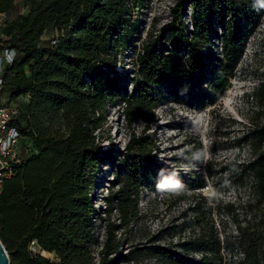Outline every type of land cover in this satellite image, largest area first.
<instances>
[{"label": "trees", "instance_id": "trees-1", "mask_svg": "<svg viewBox=\"0 0 264 264\" xmlns=\"http://www.w3.org/2000/svg\"><path fill=\"white\" fill-rule=\"evenodd\" d=\"M153 0H0V54L14 50L17 56L5 65L2 97L17 103L20 114L15 125L23 137L24 156L16 173L0 193V239L10 264H119L129 260L120 251L121 241L109 224L99 260L93 247L97 209L95 190L102 165L112 157L100 143V132L110 106L124 104L129 126L139 124L133 134L117 177L121 187L106 198L110 211L116 205L123 227L137 216L141 191L152 188L156 168L152 152L158 149L154 132L158 90L196 78L207 84L206 97L216 99L230 87L235 67L247 40L245 28H253L264 12V0H177L165 33L142 41L138 13ZM190 8V24L186 16ZM26 10V11H25ZM16 11L17 17H7ZM59 32L48 42L43 37ZM54 39L57 41L53 44ZM211 39L222 42L221 53H207ZM135 41V69L125 78L116 67ZM264 104V82L254 90ZM23 99V103H19ZM242 141L258 150L241 170L238 182L248 175L263 214L255 228L240 232L244 253L240 264L264 261V124L254 122ZM190 179V178H189ZM192 182L190 179L187 184ZM204 183L189 189L204 188ZM200 198V197H199ZM193 198L191 210L198 213L202 200ZM108 212V211H107ZM106 213V212H105ZM36 242L40 253L32 252ZM157 254L175 261L171 248ZM44 251V252H43ZM133 253V252H132ZM55 255V260L46 258ZM44 256V257H43ZM184 264H208L185 260Z\"/></svg>", "mask_w": 264, "mask_h": 264}, {"label": "rangeland", "instance_id": "rangeland-1", "mask_svg": "<svg viewBox=\"0 0 264 264\" xmlns=\"http://www.w3.org/2000/svg\"><path fill=\"white\" fill-rule=\"evenodd\" d=\"M176 2L153 0L139 10L142 41L167 35L164 26L171 20L170 9ZM190 12L188 8L185 18L189 29ZM17 15L14 11L7 20L12 21ZM253 26L250 33L245 28L246 43L235 75L229 80L230 87L222 96L206 97V81L196 78L177 86L164 85L156 93L161 100L154 111L156 123L146 132L155 133L158 145L151 154L156 163L149 179L153 187L141 191L137 216L126 227L122 226L118 207L115 205L111 211L107 208L106 198L121 187L117 168L132 135L140 134L142 128L139 124L128 125L124 104L108 108L99 135L102 149L109 150L112 157L102 165L95 190V233L99 240V245L93 247L95 262L99 260L109 224L118 226L114 234L121 241L122 254H131L129 260H120L119 264H184L185 260L200 261L203 257L208 258V264L243 262L240 232L246 228L257 231L263 214L256 204L250 175L233 185L241 177L236 165L247 164L258 150L252 141H242L244 134L253 122L264 124V104L254 92L264 82V12ZM54 36L56 32H50L43 41ZM140 44L141 41H135L116 67L130 94L134 90L128 80L135 69L133 53ZM221 46L220 40L211 39L207 53L219 54ZM23 102L20 99L19 103ZM189 178L192 182L187 184ZM194 183H204V188L189 189ZM199 197L207 201L202 200L201 210L196 213L191 210V201ZM157 248H171L179 258H162ZM46 258L55 260V255Z\"/></svg>", "mask_w": 264, "mask_h": 264}, {"label": "built area", "instance_id": "built-area-1", "mask_svg": "<svg viewBox=\"0 0 264 264\" xmlns=\"http://www.w3.org/2000/svg\"><path fill=\"white\" fill-rule=\"evenodd\" d=\"M58 37L59 32L56 31V39ZM56 42L54 39L53 44ZM16 56L17 53L12 49L0 54V193L5 183L14 177L16 165L22 161L24 156L23 137L14 123L20 114V107L18 104L9 103L2 97L5 65L12 64ZM30 250L41 252L36 242L31 243Z\"/></svg>", "mask_w": 264, "mask_h": 264}, {"label": "water", "instance_id": "water-1", "mask_svg": "<svg viewBox=\"0 0 264 264\" xmlns=\"http://www.w3.org/2000/svg\"><path fill=\"white\" fill-rule=\"evenodd\" d=\"M0 264H10V256L0 239Z\"/></svg>", "mask_w": 264, "mask_h": 264}, {"label": "crops", "instance_id": "crops-1", "mask_svg": "<svg viewBox=\"0 0 264 264\" xmlns=\"http://www.w3.org/2000/svg\"><path fill=\"white\" fill-rule=\"evenodd\" d=\"M47 34H48V33H47ZM47 34H46V35H47ZM46 35H45V36H46Z\"/></svg>", "mask_w": 264, "mask_h": 264}, {"label": "bare ground", "instance_id": "bare-ground-1", "mask_svg": "<svg viewBox=\"0 0 264 264\" xmlns=\"http://www.w3.org/2000/svg\"><path fill=\"white\" fill-rule=\"evenodd\" d=\"M44 252V251H43ZM44 257V256H43Z\"/></svg>", "mask_w": 264, "mask_h": 264}]
</instances>
